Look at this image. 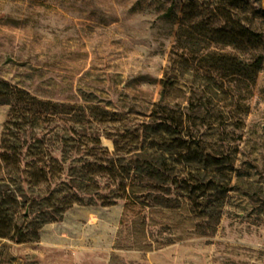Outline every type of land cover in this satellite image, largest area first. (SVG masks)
<instances>
[{"label": "rangeland", "instance_id": "rangeland-1", "mask_svg": "<svg viewBox=\"0 0 264 264\" xmlns=\"http://www.w3.org/2000/svg\"><path fill=\"white\" fill-rule=\"evenodd\" d=\"M247 26L258 38L241 34ZM0 77L60 106L104 109L102 145L117 141L122 155L161 110L206 167L168 156V193L146 180L144 197L113 204L114 214L124 206L121 229L158 264H264V0H0ZM9 109L0 105V139ZM68 121L57 116L54 130ZM84 149L75 143L66 165ZM52 156L63 157L59 139ZM66 213L37 240L0 238V264H65Z\"/></svg>", "mask_w": 264, "mask_h": 264}, {"label": "trees", "instance_id": "trees-1", "mask_svg": "<svg viewBox=\"0 0 264 264\" xmlns=\"http://www.w3.org/2000/svg\"><path fill=\"white\" fill-rule=\"evenodd\" d=\"M240 32L248 41L259 36L250 26L241 27ZM261 59L249 65L258 66ZM166 82L162 79L163 88ZM2 104L10 109L0 139V238L17 243L37 240L44 223L62 219L75 204L95 205L96 200L108 206L118 198L144 197L150 189L144 185L146 180L156 181L153 189L166 194L168 189L163 183L169 176L168 156L179 154L191 167H206L193 163L196 153L180 137V125L169 123L161 110H156L154 119L137 133L142 138L140 147L125 149L122 155L123 148L117 141L113 152L102 145L97 124L106 111L100 107L61 105L60 109L59 104L40 99L0 77ZM59 115L65 123H72L56 132L53 121ZM151 132L155 133L148 142L154 144L152 149L147 145ZM166 133L176 135L169 139ZM55 139L63 143L59 161L52 156ZM69 143L84 145L88 157L66 165L67 151L72 148ZM65 171L68 178H63ZM98 178L106 179L109 185L101 187ZM52 181L57 182L55 189L49 188ZM43 184L48 187L44 194L39 189ZM111 184L115 186L110 188ZM157 203L162 202L159 199Z\"/></svg>", "mask_w": 264, "mask_h": 264}, {"label": "crops", "instance_id": "crops-1", "mask_svg": "<svg viewBox=\"0 0 264 264\" xmlns=\"http://www.w3.org/2000/svg\"><path fill=\"white\" fill-rule=\"evenodd\" d=\"M114 206L78 205L66 211L65 233L72 244L64 248L69 257L65 264H158L152 251L133 246V232L121 229L124 206L116 214L111 213ZM80 238L88 239L78 244ZM178 244L173 241L166 248L175 255Z\"/></svg>", "mask_w": 264, "mask_h": 264}]
</instances>
